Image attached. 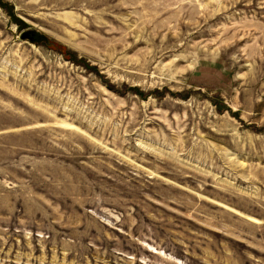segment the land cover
Returning <instances> with one entry per match:
<instances>
[{
	"label": "rangeland",
	"instance_id": "1",
	"mask_svg": "<svg viewBox=\"0 0 264 264\" xmlns=\"http://www.w3.org/2000/svg\"><path fill=\"white\" fill-rule=\"evenodd\" d=\"M0 264H264V0H0Z\"/></svg>",
	"mask_w": 264,
	"mask_h": 264
},
{
	"label": "water",
	"instance_id": "2",
	"mask_svg": "<svg viewBox=\"0 0 264 264\" xmlns=\"http://www.w3.org/2000/svg\"><path fill=\"white\" fill-rule=\"evenodd\" d=\"M21 39L24 41L29 40L31 42H37L41 39V34L36 29H27L21 32Z\"/></svg>",
	"mask_w": 264,
	"mask_h": 264
},
{
	"label": "trees",
	"instance_id": "3",
	"mask_svg": "<svg viewBox=\"0 0 264 264\" xmlns=\"http://www.w3.org/2000/svg\"><path fill=\"white\" fill-rule=\"evenodd\" d=\"M43 41L44 43H47L49 46H56L53 42H51L48 37L45 35H41V39L39 41Z\"/></svg>",
	"mask_w": 264,
	"mask_h": 264
}]
</instances>
